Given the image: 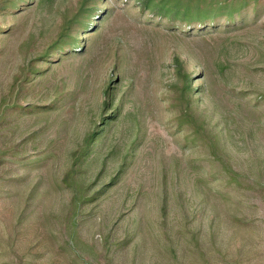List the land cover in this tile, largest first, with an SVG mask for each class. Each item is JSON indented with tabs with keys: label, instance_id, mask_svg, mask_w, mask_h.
<instances>
[{
	"label": "rangeland",
	"instance_id": "rangeland-1",
	"mask_svg": "<svg viewBox=\"0 0 264 264\" xmlns=\"http://www.w3.org/2000/svg\"><path fill=\"white\" fill-rule=\"evenodd\" d=\"M0 264H264V0H0Z\"/></svg>",
	"mask_w": 264,
	"mask_h": 264
},
{
	"label": "trees",
	"instance_id": "trees-1",
	"mask_svg": "<svg viewBox=\"0 0 264 264\" xmlns=\"http://www.w3.org/2000/svg\"><path fill=\"white\" fill-rule=\"evenodd\" d=\"M158 4H160V2L158 3ZM106 97H105V106H107L108 105V102H109V100H110V95H109V90H106Z\"/></svg>",
	"mask_w": 264,
	"mask_h": 264
}]
</instances>
